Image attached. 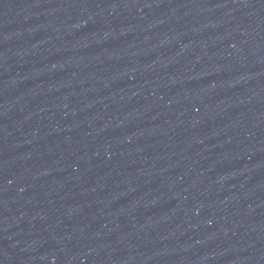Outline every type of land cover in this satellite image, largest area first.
<instances>
[{
	"label": "water",
	"instance_id": "water-1",
	"mask_svg": "<svg viewBox=\"0 0 264 264\" xmlns=\"http://www.w3.org/2000/svg\"><path fill=\"white\" fill-rule=\"evenodd\" d=\"M0 264H264V0H0Z\"/></svg>",
	"mask_w": 264,
	"mask_h": 264
}]
</instances>
